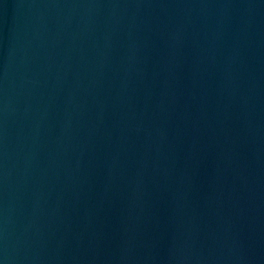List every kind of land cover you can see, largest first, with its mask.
I'll return each instance as SVG.
<instances>
[{
	"label": "water",
	"instance_id": "95a60500",
	"mask_svg": "<svg viewBox=\"0 0 264 264\" xmlns=\"http://www.w3.org/2000/svg\"><path fill=\"white\" fill-rule=\"evenodd\" d=\"M0 264H264V0H0Z\"/></svg>",
	"mask_w": 264,
	"mask_h": 264
}]
</instances>
